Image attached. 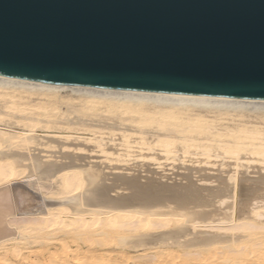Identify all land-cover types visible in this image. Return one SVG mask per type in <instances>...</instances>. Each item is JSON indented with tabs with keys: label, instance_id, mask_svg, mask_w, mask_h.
Returning a JSON list of instances; mask_svg holds the SVG:
<instances>
[{
	"label": "bare ground",
	"instance_id": "obj_1",
	"mask_svg": "<svg viewBox=\"0 0 264 264\" xmlns=\"http://www.w3.org/2000/svg\"><path fill=\"white\" fill-rule=\"evenodd\" d=\"M216 258L264 264V98L0 74V264Z\"/></svg>",
	"mask_w": 264,
	"mask_h": 264
},
{
	"label": "water",
	"instance_id": "obj_2",
	"mask_svg": "<svg viewBox=\"0 0 264 264\" xmlns=\"http://www.w3.org/2000/svg\"><path fill=\"white\" fill-rule=\"evenodd\" d=\"M0 74L264 98V0H0Z\"/></svg>",
	"mask_w": 264,
	"mask_h": 264
},
{
	"label": "rangeland",
	"instance_id": "obj_3",
	"mask_svg": "<svg viewBox=\"0 0 264 264\" xmlns=\"http://www.w3.org/2000/svg\"><path fill=\"white\" fill-rule=\"evenodd\" d=\"M226 256V255H225ZM223 260H221V258H216L214 259L211 264H227L226 262H221Z\"/></svg>",
	"mask_w": 264,
	"mask_h": 264
}]
</instances>
